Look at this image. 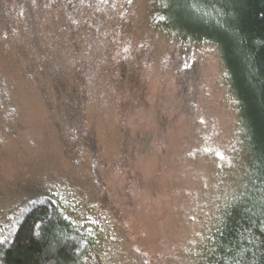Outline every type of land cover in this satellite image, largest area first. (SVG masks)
Here are the masks:
<instances>
[{"label":"rangeland","instance_id":"rangeland-1","mask_svg":"<svg viewBox=\"0 0 264 264\" xmlns=\"http://www.w3.org/2000/svg\"><path fill=\"white\" fill-rule=\"evenodd\" d=\"M34 1L0 0V255L48 199L94 235L84 264H204L249 167L219 51L158 0Z\"/></svg>","mask_w":264,"mask_h":264},{"label":"trees","instance_id":"trees-1","mask_svg":"<svg viewBox=\"0 0 264 264\" xmlns=\"http://www.w3.org/2000/svg\"><path fill=\"white\" fill-rule=\"evenodd\" d=\"M29 2L35 3H20L24 15L34 10ZM158 2L164 32L184 45L207 42L219 51L244 128L245 181L225 220L215 227L204 264H264V0ZM55 81L59 113L71 121L68 92ZM28 207L0 264H84L94 258V235L60 203L43 199Z\"/></svg>","mask_w":264,"mask_h":264}]
</instances>
